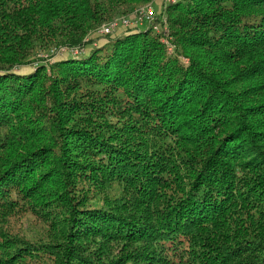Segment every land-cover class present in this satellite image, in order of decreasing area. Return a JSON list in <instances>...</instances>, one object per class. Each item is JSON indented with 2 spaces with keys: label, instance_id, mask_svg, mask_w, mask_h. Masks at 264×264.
Here are the masks:
<instances>
[{
  "label": "trees",
  "instance_id": "trees-1",
  "mask_svg": "<svg viewBox=\"0 0 264 264\" xmlns=\"http://www.w3.org/2000/svg\"><path fill=\"white\" fill-rule=\"evenodd\" d=\"M152 1L0 0V264H264V0Z\"/></svg>",
  "mask_w": 264,
  "mask_h": 264
},
{
  "label": "built area",
  "instance_id": "built-area-1",
  "mask_svg": "<svg viewBox=\"0 0 264 264\" xmlns=\"http://www.w3.org/2000/svg\"><path fill=\"white\" fill-rule=\"evenodd\" d=\"M171 1L174 0H167V3ZM155 18V8L150 2L134 10L131 15L112 19L99 27L96 32L100 36H107L122 29H140L145 27V24L154 22ZM155 30H159V28L156 26Z\"/></svg>",
  "mask_w": 264,
  "mask_h": 264
},
{
  "label": "rangeland",
  "instance_id": "rangeland-1",
  "mask_svg": "<svg viewBox=\"0 0 264 264\" xmlns=\"http://www.w3.org/2000/svg\"><path fill=\"white\" fill-rule=\"evenodd\" d=\"M166 2H167V0H155V1H152L153 6H154V8H155L156 15H158V13L161 12V10L163 9V6H164V4H165ZM146 4H147V3H146ZM143 5H145V4L137 5V6L135 7L134 10H136L137 8H139V7L143 6ZM134 10H133V12H134ZM133 12H132V13H133ZM132 13L130 12V13H128V14H125V16L131 15ZM122 15H124V14H122ZM122 15H116L115 17H120V16H122ZM155 23H156V22H155ZM23 69H25V70H24L25 72H27V71L29 70V68H23ZM22 223H23V225H25V226H24V227H20L19 229H22V228L25 229V228L27 227V224L24 223V221L17 222V227H19ZM32 223H36V222L33 221Z\"/></svg>",
  "mask_w": 264,
  "mask_h": 264
}]
</instances>
